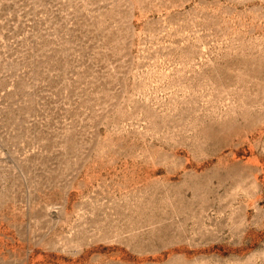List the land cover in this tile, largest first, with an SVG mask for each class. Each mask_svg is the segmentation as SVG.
<instances>
[{
  "label": "rangeland",
  "instance_id": "obj_1",
  "mask_svg": "<svg viewBox=\"0 0 264 264\" xmlns=\"http://www.w3.org/2000/svg\"><path fill=\"white\" fill-rule=\"evenodd\" d=\"M0 264H264V0H0Z\"/></svg>",
  "mask_w": 264,
  "mask_h": 264
}]
</instances>
